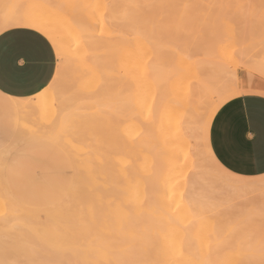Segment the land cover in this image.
Returning <instances> with one entry per match:
<instances>
[{"label":"bare ground","instance_id":"bare-ground-1","mask_svg":"<svg viewBox=\"0 0 264 264\" xmlns=\"http://www.w3.org/2000/svg\"><path fill=\"white\" fill-rule=\"evenodd\" d=\"M68 1H67V3H69ZM237 1L235 0V2H237ZM51 2L48 0H37V1L35 0L32 4V5H34V7L31 5V7L33 9L31 7H28L27 10L24 9L26 11L23 10V12H21V13H19L17 10H16V12H18V13H16L14 10H11V12L8 11L6 14H4L2 17H0V33L3 32L4 30L12 28V27H27V28L33 29V30L37 31L38 33H40L41 35H43L50 42L55 53L58 51L59 55L65 57V59L68 62V65L65 68L66 71L64 73L65 74V77H64L65 80L63 79V83H64V81H65V83H64V85L62 83V85L65 86V88L59 87V88H57V91H55V92H57V96L59 98L56 97L54 92H50V93L48 92V89L51 87L52 83L54 82V80L58 74V73H56V74L54 73L52 81L49 83V85H47L39 93H37L33 96H30V97H26V98H14L13 99L15 106H16V110H17V116H18L17 118L21 119L23 121V120H26L28 118L27 116H30L33 113V111H36V110L41 111L42 109L45 108V107L43 108V106H45V102L49 97L53 98L54 100L59 99L58 103H54V104H57V106H58V107L56 106L57 107L56 109H58L57 112L54 111L55 122L54 123L52 122L53 125H50L48 122H47L48 124H46V122H45V124L43 123L44 126L41 125L43 127V129H42V127L39 126L42 129L41 131L46 129L45 128L46 125L52 126V127H48L49 129L48 128L46 129V130H48V134L52 133L55 136V137L54 136L53 137L56 138L57 140H59L61 138L64 139L66 141V143H69L73 147V149H76V148L80 149L79 147L82 148V145L79 146V144L81 143L82 139L84 141L85 137H86L85 140L93 137L96 140V144H94L95 143L94 140L92 141V144H94V146L95 145L97 146V149H94L97 152H95L93 149L91 151H94V152H91L89 150V148H87V149L90 152L86 151L88 154L91 153V158L94 156V155H92L93 153L98 155L97 153L99 150H101V152H102V147L104 146V144H105L106 149H108V147L110 146L112 149L111 148H109V149L111 151L114 150V151H112L114 154L111 155L112 157H113V155L115 156V158L113 157L114 159L109 157L112 152H110L109 150L105 152V150H103V154L105 152L106 156L108 155V157L110 158V162L113 161L112 165L115 163L114 167L107 165L108 162L105 161V159L100 160L98 158L97 159L99 162H97V164H99V165L96 166L97 164L96 165L94 164V166L92 167V164H89V163H91V162L95 163V162H93V160H90L89 158L85 159V160H87L88 163L87 162L85 163V161H84V164L80 169V170H82L83 173L82 174L79 173L76 175L75 182L73 184L74 185L73 191H74V189L76 190L78 182H81V183L84 182V185L86 183H89V184L92 183L96 189H97V187L99 188V186H97V185H102L101 187H103L104 190L107 189V191H109L111 193L110 195L108 194L109 192L107 193L109 195V197L110 196L112 197V195H113L112 192L115 193L117 190L120 189L121 191H123L120 198L123 201H125L127 199L125 198V200H124L123 198H124V195L126 197V194L123 195V193L127 192V194L129 195V198H131L130 195H132V194H129L130 192H132V190H130V189H133L131 186H133V185L136 186V184H138L137 181L139 180L141 183L144 181H145V184L148 183L147 185L149 187L154 185V186H152L153 189H149L150 192H152V190H154L156 192V190L154 189L155 187L157 189L159 187L163 189V186H161V185H164L163 190L169 189V191L167 192L168 194L166 193L167 196L164 195V196H166V199H167V198H170V197H168L170 195L169 192L173 193V189L175 188L174 186L175 185L177 186V184L180 185L182 180H183V182L188 180L189 176L191 175L190 181L188 180L189 182H187V183H189L188 184L189 190H187V191H189L190 194L188 195L186 193L188 195V197H186L187 195L185 196L186 198H188V199L185 198L186 202H187L186 204L189 203L186 207L190 206L189 209L193 208V213L197 209L196 214H197L198 210L203 211L204 209H200L201 207H203V206H200L201 203H204L203 202L204 199L202 197L204 196L205 198H207L208 196H210L209 199H211V195H209V192L206 193V195L205 194H199L197 192V190H201L202 188L205 189L201 185H203V186L208 185L207 183H204V182L206 181L207 178H209L208 177L209 175L208 174L206 175V172H204L200 166L201 162L199 161V155H198V150H197L198 148H196V146L195 147L193 146V144L191 142V137H192V134H194L193 130H195L194 129L195 126H193V124L198 123V120L200 119V117H204L203 136L201 139H203V141H204V146H205V143H207V147H205V153H206L207 157L206 156L205 157L208 158L209 162L212 163L215 167H217L220 170H222V171L228 173L229 175L235 177V180L233 183H231L230 180L228 179L229 180V183H227L228 185L225 183H224L225 185L223 184L225 186V188H226V186L228 187V190L226 191V192H228L227 193L228 195L225 194L226 192L224 193V195L232 198L231 195L229 196V194H230L229 191H232L233 194L238 193V195H243V196H245V195L247 196L248 194L250 195V194H253V192H255L254 188H256L257 186H259V184H261L260 181L256 180L257 182H255V181L250 180V179L255 178V177H243L240 175H235V174L227 171L225 168H223L220 165V163L215 159L214 155L209 156L207 154L209 151H211V148L209 145V128H210V124H211L212 120L208 122L209 127L207 129V134H205V121L207 120V116L209 113H212V115L214 117L216 112H213L212 110H213V108L216 107V105L219 104L221 106L223 103H225L229 99L240 96L241 95V94H239L240 92H243L244 94H246V93H253L254 94L260 90V87H253L251 84L250 85H245V84L243 85V82H240L238 80L228 79L226 77L227 71L221 65H219L215 62H214L215 63L214 65H213V62H212V64L209 63V67H208V64H206L207 67H205L204 64H202V66L204 65V67H200V68L197 65L195 66V62L191 61V60L196 61L193 58V54H194L193 50H192V55H191V45L194 48H196V46H194V43L192 44L190 41H188L187 43H185V42L182 43L181 39H180L181 37H179L182 35V34L180 35V31H183V20L187 16V14L181 13V10L187 11V9L192 8L189 4L191 1L189 3L184 1L182 3L183 6L177 7L179 9L182 7L180 10L174 7L175 5H177L174 2V0H163V2H160V3L158 2V4L156 5V9H157L156 12L157 13L155 12L157 14V16L155 13L154 14L156 17L159 18V20L156 19V17H153L154 14L151 13L152 14L151 15V14H149L150 11L148 12L146 10V7L150 6L149 0H80V4H78L77 3L78 1H76L75 2V3H77L76 5L75 4L68 5L65 3L66 5H63V6L60 5V7L58 5L57 6L52 5ZM193 2L195 5V1H193ZM213 2L216 3V1H213ZM221 2H222V0H221ZM70 3H74L73 0ZM231 3H234V2H231ZM237 3H239V2H237ZM38 4H39V6H37ZM199 4H201V3H199ZM205 4H207V3H205ZM223 4L219 5V6H223ZM35 5L37 6L36 8H35ZM151 6H153V5H151ZM197 6L199 7V5H197ZM208 6H211V5H208ZM216 6H218V4ZM228 7L229 6H227V8ZM144 9H145V12H143ZM156 9H154V10H156ZM221 9H223V8H221ZM8 10H10V8ZM174 10H177V11L179 10L178 12H180V14L176 11L177 15H178V16H176V14H174L176 12H173ZM20 11H22V10H20ZM172 12L174 15L172 14ZM184 15H185V17H183ZM151 17H153L152 18L153 21H152ZM154 19L158 20L159 22L154 24L153 23L155 21ZM165 37H167V38H165ZM163 40H166V42H163ZM177 44H179V46ZM165 48L166 49L168 48L169 50L168 49L166 50ZM194 48H192V49H194ZM170 53H171V55H170ZM191 56H192V58H191ZM200 66H201V64H200ZM223 77L226 79H224ZM69 83H72V84H69ZM89 84H91V85H89ZM92 84L95 85V88H96L95 91L91 90L94 88V86H92ZM68 85H72V87L75 85V89H76L75 91L76 92L72 91L74 94L71 92V93H69V96H68V94L65 96V94H66L65 90H66V92H69V89H68L69 86ZM88 86H89V88L92 86L91 89L88 90ZM66 87H67V89H66ZM70 88H71V86H70ZM80 91H81V93H80ZM231 94H235V95H231ZM225 96H228L229 99L224 101L223 103H221V101L224 100ZM75 110H77L78 112ZM33 117H35V116H33ZM49 122H50V120H49ZM20 124L23 125V123H20ZM198 125H199V123L197 124V126ZM39 127L35 128V129L39 130ZM192 127H193V129H191ZM199 127H200V125H199ZM20 128H21V125H20ZM127 128H132L131 129L132 132H130L131 134L133 132L135 133L136 131L140 132V136H138L137 141H134V142H136V144L133 141H131V139L129 141L130 144H129V142H126L129 139H126L123 134L126 135L127 132H129L130 129L128 130ZM28 130H29V128H28ZM46 130H44L45 133H46ZM24 131H25V127H24ZM41 131H40V133H41ZM122 132H125V133L121 134ZM26 133H29V132H26ZM138 133H136V134H138ZM21 134H23V133L21 132ZM121 135H123V137ZM26 136H28V135H25L24 137H26ZM37 136H40V135H37ZM87 136H88V138H87ZM20 137H22V135H20ZM194 137H195V135L192 138H194ZM16 138H18V136ZM78 140H80V141H78ZM124 140H126L125 143L121 144ZM89 141H91V140H89ZM97 141L100 144L102 143L101 144L102 147L98 144ZM119 141H121V142H119ZM78 142H80V143H78ZM76 144H78V145H76ZM89 145H91V144H88L87 147H90ZM129 145L131 147H129ZM96 146L94 148H96ZM132 146H133V151L130 152L132 155L129 153V157L131 156V162H130V165L127 166L126 165V164H128V163H126L127 158L125 159L124 156L128 157V155L124 154V156H123V154H121V152L124 150L126 152H129V150L132 148ZM98 147H100L101 149H98ZM125 147H129V148H125ZM83 150H85V149H83ZM83 150L81 151V153L79 152V150H77L79 152L78 154L79 155L82 154L84 152ZM77 151H76V153H77ZM107 152L108 153L110 152V153L108 154ZM73 154H75V152ZM88 154L85 153V156H84V153H83V156L84 157H90V154L89 155ZM77 158L78 157H76V159ZM88 160H90L91 162ZM77 161H79V160H77ZM81 161L83 162V160H81ZM118 163L120 165L119 167L117 165ZM144 163L148 166V168L144 167L145 166ZM2 165H3V163H2ZM141 167H142V169H141ZM199 167H200V169H202V172L200 171ZM1 169H3V168H1ZM139 169H140V171H139ZM145 169L148 170V173H146L147 170H145ZM129 170H131V171H129ZM141 170H145V171L142 172ZM135 173H138L137 175H141V177L145 176L146 178L142 179L139 177V179L137 180V177H135V175H136ZM143 173H144V175H143ZM202 174L207 176V178L205 179L202 176ZM147 177H150V178H147ZM120 179L123 180V181H121L123 184H120L121 182L118 181ZM149 179H150V181H149ZM103 180H106L105 181L106 183H104ZM132 180H135V181L133 182ZM228 180H225V181L228 182ZM108 181H109V183H108ZM124 181H125V183L127 182L128 184H125ZM113 182H115V184ZM1 183L2 182H0V184ZM96 183H97V185H95ZM116 183L118 186L116 185ZM129 183H131V184H129ZM132 183H133V185H132ZM155 183H158V185ZM202 183H204V184H202ZM208 183H211V182H208ZM112 184L114 187L112 186ZM119 184L122 188L119 186ZM108 185L111 186V189L109 188L110 186L108 187ZM126 185L127 186L130 185V187H131L130 189L127 187V191L124 190V188H126ZM188 185H186V187ZM135 186H133V187L135 188ZM140 186H142V185H140ZM165 186H167V188ZM182 186H183V184H182ZM263 186H259L258 189L263 188ZM86 187H87V185H86ZM101 187H100V189L102 192ZM115 187L117 188V190ZM198 187H199V189H198ZM137 188H139V186ZM1 189H3V188H1ZM82 189H83L82 190L83 192H81V193H83L85 195L86 194V193H84L85 187H83ZM100 189H97L98 192L96 195H98V194L101 195L100 194L101 192H99ZM112 189L114 191H112ZM209 189H211V186L209 187ZM253 189H254V191H252ZM258 189L256 188L257 191H258ZM93 190L91 189V191H93ZM104 190H103L102 194L103 193L105 194ZM133 190L135 192L139 191L138 189L137 190L133 189ZM207 190H208V188H207ZM128 191H130V192H128ZM149 191H148V194L150 196L151 194ZM157 191H159L158 192L159 196L163 197L160 194V193H162V191H160V189H158ZM250 191L252 193H247ZM1 192H3V191H1ZM176 192H178V191H176ZM94 193L95 192H93V194ZM139 193H141V192H139ZM212 193L213 192H210V194H212ZM77 194H79V193H76V195ZM89 194H90V192H89ZM93 194H92V196L91 195L90 196L93 197L94 196ZM107 194H106V197H107ZM133 194H135V193H133ZM154 194L155 193H153V196L150 197L151 200H153L152 197H154ZM158 194H156V195H158ZM214 195H212L213 196L212 199L215 198ZM221 195L222 194H220V197H221ZM224 195L222 196L223 199H225ZM80 196H81V194H80ZM102 196L105 197V195H101V197ZM86 197H87V195H85L84 198H86ZM138 197H139V195H138ZM141 197H143V196H141ZM216 197H218L217 199L220 200V197L218 195H216ZM127 198H128V196H127ZM163 198L165 200V197H163ZM196 198H198L199 201ZM200 198H202V199H200ZM116 199H117V196H116ZM131 199L133 200L134 197H132ZM154 199H155V197H154ZM156 199H158V198H156ZM227 199L228 198L226 197L224 202L228 201ZM245 199L247 200V198H245ZM106 200H107V198H106ZM145 200H148V199H145ZM200 200H202V201H200ZM207 200L205 199V201H207ZM215 200H216V198H215ZM241 200H243V199H241ZM115 201L116 200H114V203L109 201V203H107V207L111 205L110 203H112L113 205H116ZM180 201H181V199L178 202H180ZM220 201H221V203L223 202V200H220ZM89 202H91V201H89ZM127 202H129V201L127 200ZM141 202H142V200H141ZM155 202H151V203H155ZM158 202H160V201H158ZM173 202H175V200ZM96 203H94V205H92V211L94 210V208H93L94 206L97 209V206L95 205ZM104 203H105V201H103V204ZM161 203H163V202H161ZM251 203H253V201H251ZM103 204L97 203V205L98 206L101 205V207L103 206ZM120 204H121V202H120ZM131 204L133 205V202L130 203V205ZM197 204H198L199 208L197 207ZM239 204H240V202H239ZM262 204H264V203H262ZM113 205L110 207L112 208ZM117 205H119V203H117ZM185 205H184V207H185ZM212 205H214V203ZM212 205H210V206H212ZM220 205L221 204L218 203L216 207H220ZM83 206H85V205H83ZM120 207L122 208V206H120ZM123 207H125L126 211L128 212V207H126L124 205H123ZM130 207H132V206H130ZM145 207H147V206H145ZM195 207H197V208L195 209ZM204 207H206V206H204ZM207 207L205 209L209 208V207L208 208ZM214 207H215V205L212 208H209V210H207V213H209L208 211H211L212 209H214ZM113 209H116V208H113ZM132 209H131V211H133ZM144 209H146V208H144ZM181 209L183 210V207H181ZM191 209L189 211H191ZM8 210H6V212ZM18 210H19V208H18ZM98 210L99 209H97V212L95 210V212L98 213L99 212ZM214 210H212V211H214ZM122 211L125 212V209H123ZM122 211H120V212L122 213ZM135 211H137V209ZM147 211H149V210H147ZM161 211H163V210H161ZM170 211H171V209H170ZM63 212H65V211H63ZM82 212H83V210H82ZM87 212L88 211L86 208V214H87ZM124 212H123V215L126 214V213L124 214ZM214 212H217V211H214ZM10 213H12V212H10ZM59 213L60 212H58V214ZM89 213H90V210H89ZM94 213H92L91 216L87 214L88 218L89 217L93 218L92 216ZM117 213H119V212H117ZM152 213H154V212H152ZM157 213L158 212H156V214ZM207 213L205 211V214H207ZM260 213H262V212H260ZM14 214H16V213L14 212ZM14 214H11V215H14ZM78 214H79L78 216L76 214L77 218L80 216V212H78ZM196 214H194V215L196 216ZM214 214H215L214 215L215 221H219V219H218L219 217L217 216V214L216 213H214ZM262 214H264V213H262ZM32 215H34V214H32ZM100 215L104 216L105 214L104 215L99 214V218L97 219V221H95L96 219L94 220V218H93V221H94V222H92L93 226L96 227L97 223H100V222L102 223L104 221V220H102L103 217H101ZM110 215H107V216L109 217ZM139 215L141 216L142 213H140ZM144 215L145 214L143 213V216ZM147 215H149V214H147ZM200 215L201 214H199V216ZM209 215H210V213H209ZM211 215H212V213H211ZM255 215H253V217ZM96 216H98V215H96ZM137 216L136 217L134 216L132 218L130 217V218L133 219V222H135V220H137V219L139 220V218L141 219V217H142L141 216V217L137 218ZM188 216H190V215H188ZM3 217H2V219L4 220ZM216 217H218L217 218L218 220L216 219ZM13 218L15 219L16 217H13ZM19 218H21L20 215H19ZM130 218H127V220L129 219L132 223V220ZM154 218H155V216H154ZM154 218L151 217V215H149V218L147 216L146 220L147 221L149 220V222L151 223V221H152L151 219H154ZM165 218H166V216H165ZM247 218L250 219L251 215L247 216ZM256 218H253L252 220H254ZM261 218H263V216ZM30 219L28 216L25 217V220L26 221L28 220V222H32L33 220H35V221L38 220V219H33V220H30ZM80 219H82V217L79 218V220ZM107 219H109V218H107ZM188 219H190V217ZM233 219H235V218H233ZM3 220L0 219V221H3ZM5 220L10 222L8 217ZM69 220L73 221L74 218L69 219ZM143 220H144V218H143ZM143 220H141V221H143ZM183 220H182L181 224H183ZM242 220H243V218H242ZM252 220H251V222H252ZM18 221L22 224V222L18 219L17 221L14 220V222H13L14 225L16 223H19ZM35 221L32 223H36ZM111 221H113V220H111ZM119 221H120V219H119ZM121 221H123V220H121ZM137 221L135 223H137ZM161 221L163 222L164 220L162 219ZM228 221H226V222H228ZM4 222H6V221H4ZM8 222H6L4 224V226H6L8 224ZM67 222H68V220H67ZM114 222L115 221H113L112 223H114ZM125 222H126V220H125ZM158 222H159V220H158ZM220 222H222V220H220ZM220 222H217V223H220ZM226 222H225V224H227V225L231 224V221H230V223L229 222L226 223ZM71 223L73 224V222H71ZM80 223L82 225V221ZM87 223H90V222L87 221ZM87 223H86V226H87ZM119 223H121V222H119ZM146 223H145V225H146ZM153 223H155L154 220H153ZM202 223H203V221H202ZM234 223H236V222H234ZM1 224H2V222H1ZM65 224H67V223L62 224V226H64ZM110 224L108 223V225H110ZM208 224H210V223H208ZM222 224H223V222H222ZM236 224H238V222ZM239 224L240 225L245 224L247 227L249 226V224H246V220H245V223L239 222ZM91 225H89V226H91ZM97 225H98L97 228H94V229H96V230L98 229V232L99 231L103 232L101 230L103 228L100 227V225L102 226V224H100V225L97 224ZM127 225L129 226V223H126V226L124 225V229H125V230L123 229L124 231H126V229L128 227ZM145 225H144V227H145ZM165 225H167V224L165 223ZM16 226L19 227V224H16ZM66 226L67 225H65L66 231H65L64 227H62L63 229L62 228L61 229L64 230V232H66V235H67V231H69L67 229L69 227L67 228ZM72 226L69 229L72 230ZM142 226H143V224H142ZM146 226H148V225H146ZM162 226L164 227L163 223H162ZM197 226H198V224H197ZM221 226H220V228H221ZM230 226L231 225H229V227ZM242 226H244V225H242ZM246 226H244V227L247 229ZM1 227L2 226H0V228ZM58 227H57V229H56V226L53 227L54 229H53L52 234L55 232L54 231L55 229H56V232L58 231V233H60L61 230L60 229L58 230ZM75 227H77V225ZM148 227H151V225H149ZM163 227L162 228L160 227V230L163 229ZM165 227L167 230V226H165ZM217 227L219 228V226H217ZM121 228H123V226ZM134 228L136 230L138 229V223H137V225L135 224ZM134 228H133V230L129 228V231L131 230L133 232L135 230ZM191 228L193 230V227H191ZM238 228H237V230H233L235 233L231 232V233H233L231 235L232 238L231 237L226 238V240L228 239L227 241L224 238H223L224 240H222L220 238L222 240V241L220 240V242L221 243L223 242L222 245H223L224 249L219 248V246L215 249H219V254H221V255L224 253L223 256H221V255L219 256V254L216 253L218 250L215 251L213 248L214 252H212V253L208 252V254L211 253V258H209L207 261H206V258L203 260H195V258H194L195 256L191 257L192 254L186 255V254H189L190 252L186 253V254L181 252L182 253L181 255H186V256H181L180 254H179L180 256L179 255L176 256L175 253H174L175 255H173V253H172L171 255H173V256L169 257L168 262L159 261L158 263H155V262L152 263L150 261L151 263H140L142 261H140L139 258L138 259L136 258V260L130 258V260L126 261V263H123V262L122 263L123 264H169V263L170 264H218V263L219 264H260L261 258L264 257V233L261 236L259 235L258 237H255V238L252 237V238H254V240L248 241L250 237L248 238L247 236H249L250 234L248 233L249 235L248 234L244 235V233H245L244 231L246 229L243 227L239 228V229H243V232H242L241 230L239 231ZM50 229L52 230L51 227H50ZM115 229H116V227H115ZM115 229H114V232L117 234V232H119V229H118V231H115ZM152 229H154V227H152ZM13 230L16 233L15 228H13ZM37 230H39V228ZM112 230H110V231L113 232ZM148 230H149V228H148ZM148 230L145 233H148L149 232ZM155 230L158 231V229H155ZM170 230H172V229H170ZM174 230H175V228H174ZM196 230L195 231L193 230V232H196ZM258 230H260V229H258ZM83 231L84 230L81 229L78 232H83ZM124 231H123V235H124ZM17 232L20 234L18 229H17ZM101 232H99V233H101ZM151 232H154V231H151ZM151 232H149V233H151ZM160 232H162V231H160ZM164 232L166 233V231H164ZM200 232L203 233L202 231H200ZM207 232H209V231H207ZM238 232L239 233L241 232V233L239 234ZM10 233H9V235H10ZM12 233H13V231H12ZM15 233H14V235H15ZM18 233H17V235H18ZM28 233H29V231H28ZM34 233H36V236L38 235L37 232H33V233L31 232V234H33V235H34ZM61 233H63V231H61ZM74 233L76 235V232H74ZM84 233H85V231H84ZM120 233H122V232H120ZM135 233H138V232H135ZM149 233H148V235H149ZM31 234L25 235V236H28V239L30 240L29 236H31ZM43 234H44V232H43ZM161 234H159V235H161ZM190 234L194 235V233H190ZM14 235H13V237H14ZM54 235H57V233H54ZM68 235H69V233H68ZM85 235L86 234L83 235L85 237V239L89 238L88 235H86V236ZM102 235H103V237H105L104 236L105 234H102ZM125 235H128V234H125ZM135 235H137V234H135ZM175 235H172V236H175ZM19 236H23V235L20 234V235L15 236V237H19ZM36 236H34V238H36ZM44 236H45V234H44ZM176 236L174 238H178V236L177 237ZM201 236H202V234H201ZM7 237H9V236L7 235ZM71 237L74 238L73 235ZM97 237H98V235H97ZM131 237L130 238L128 237V239L131 241L130 243L132 244L133 240ZM193 237L196 238V236H192L190 238H192L193 241L196 240ZM204 237H205V235H204ZM204 237L202 236V238H204ZM236 237H237V239H236ZM241 237H243V238H241ZM244 237H247V238L244 239ZM9 238H11V237H9ZM45 238L46 237H44V239ZM56 238L58 239L59 237L56 236ZM65 238H66V240L69 239V242L70 241L74 242L76 240V239L71 240L72 238L67 239V236H65ZM164 238H165V236H164ZM190 238H187V239H189V241L193 242L192 240H190ZM233 238H234V240H233ZM238 238H241V239L238 240ZM22 239H24V238H22ZM39 239H40V242H42L41 236ZM90 239H88V240L90 241ZM95 239H96V237H95ZM120 239L121 240H128L126 238L123 239L122 237ZM207 239H208V237H207ZM19 240H21V237L19 238ZM61 240H63V239H61ZM83 240H84V238H83ZM92 240H94V237L91 239V241ZM113 240L116 242L119 241L118 239H117L118 240L117 241V240L112 238L111 241H113ZM165 240H167V239H165ZM184 240H186V239H184ZM184 240L182 241L183 243H184ZM198 240H200V239H198ZM201 240H204V239H201ZM23 241L22 242L18 241V242L21 244V243H23ZM52 241H54V240H52ZM84 241H87V240H84ZM156 241H158V240L156 239ZM204 241L206 242V240H204ZM13 242H15V240ZM69 242H68V244H69ZM96 242H98V240ZM124 242L125 241H123L122 243H124ZM134 242H136V240ZM144 242H142L143 244L141 247H143V245L146 244ZM174 242L176 243V242H178V240L174 241ZM187 242H188V240H187ZM196 242L197 241H195V244L193 243L195 245V247L197 245ZM11 243H12V240H11ZM28 243L29 242L26 241V246ZM57 243L58 242L56 241V245L54 247L58 246ZM90 243H88V245ZM107 243H105V244H107ZM111 243H114V242H111ZM125 243L127 244L128 242L126 241ZM202 243L204 244V242H202ZM32 244H33V242H32ZM35 244H36V242H35ZM72 244L70 243V245H72ZM92 244L95 245L96 243H94V241H93V243H91V245ZM98 244H100V242L97 243L96 246H98ZM103 244L104 243H102L101 245H103ZM105 244H104V246H107V247H108V245L110 246V242L108 245H105ZM139 244H140V242H139ZM162 244H164L163 241H162ZM165 244L167 246V243H165ZM176 244H180V243H176ZM13 245L14 244H12V246ZM75 245L77 247V244H75ZM101 245H100V247H102ZM183 245L184 244H182V246ZM32 246H34L33 249H35L37 244H36V246L35 245H32ZM41 246L42 245H40V248H41ZM62 246L65 247L67 245H62ZM74 246L72 245V246H67V247L74 248ZM137 246H139V245H137ZM166 246H164L165 248L163 247L164 250L167 249ZM182 246H181V250L183 249ZM184 246L190 247L192 245L191 244L187 245L185 242ZM208 246H209V244H208ZM11 247H9V248H11ZM45 247H48V246L46 245ZM59 247H60V245H59ZM168 247H169V245H168ZM29 248L31 249L30 245H29ZM40 248L38 247L39 251H40ZM78 248H81V247H78ZM190 248H193V250H192V253H193V251H195L194 247H190ZM229 248H231L230 249L231 251L229 250ZM58 249L59 248H57V250ZM102 249H104V248H102ZM168 249H167V251H168ZM177 249L179 251V248H177ZM232 249H233V251H232ZM19 250L22 251L24 249H22V250L19 249ZM63 250H65V248ZM63 250L60 252L63 253ZM117 250H120V248ZM198 250H197V252H198ZM220 250L223 252L221 253ZM227 250L230 253L227 252ZM12 251H14V250H12ZM33 251L34 250H32V252ZM85 251H87V250H85ZM97 251L99 252L98 249H97ZM105 251H107V250H105ZM124 251L125 250H123V252ZM162 251L163 250H161V252ZM167 251H165V252H167ZM169 251H171V250L169 249ZM65 252H66V250H65ZM91 252H90V254H91ZM94 252H95V250H94ZM161 252L159 251L160 254H161ZM19 253L22 254L21 252H19ZM45 253H43L44 255L42 254L40 256L45 257V255H48ZM47 253H49V252H47ZM51 253H53V251ZM56 253H55V255H57ZM168 253H170V252H168ZM33 254H34V252H33ZM33 254L29 253V255H33ZM99 254H100V252H99ZM120 254L123 256L126 253L122 254V252H120ZM162 254H164V252ZM162 254H161V256H162ZM201 255H200V257H201ZM204 255H206L205 252L202 256H204ZM21 256H24V258L22 257V259L20 261H23V259L26 260L27 257L25 255H21ZM63 256L65 257V254ZM95 256H93V258ZM122 256H120V257L122 258ZM30 257H32V256H30ZM152 257H155V256H152ZM206 257H207V255H206ZM17 258H18V256H17ZM80 258L77 259V260H79V262L85 261L84 258H83V260L82 259L80 260ZM88 258H91V257H88ZM127 258L129 259V257H127ZM220 258L222 259L221 261H220ZM48 259H49V256L47 258V262H48ZM62 259H64V258H62ZM62 259L60 257V260H62ZM157 259L159 260V258H157ZM217 259H219V260H217ZM230 259H231V261H230ZM25 260H24V262H26ZM43 260H45V259L43 258ZM51 260L49 259V261H51ZM77 260H74V261H77ZM95 260H97V259H95ZM224 260H227L228 262L224 261ZM4 261H6V260H4ZM37 261H36V263H37ZM39 261L44 262V261H42V258ZM74 261H73V263H74ZM8 262L12 263L13 260L8 261ZM100 262H97V264ZM102 262H101V264H102ZM0 263H1V261H0ZM117 263H119V262H117ZM39 264H41V263H39ZM75 264H76V262H75ZM77 264H79V263H77ZM81 264H85V262L84 263L81 262Z\"/></svg>","mask_w":264,"mask_h":264},{"label":"rangeland","instance_id":"rangeland-1","mask_svg":"<svg viewBox=\"0 0 264 264\" xmlns=\"http://www.w3.org/2000/svg\"><path fill=\"white\" fill-rule=\"evenodd\" d=\"M34 1L35 0H0V17H2L8 11L11 12V10H14L15 12L17 10L19 13H21V12H23L24 9L27 10L28 7H31V5L33 4ZM48 1H50V2L52 1L51 2L52 5H54V6L58 5L59 7H60V5L63 6V5H66V4H68V5H73V4L76 5L77 3L80 4V0H73L74 3H70L72 0H69V1L67 0L69 3H67L66 0H48ZM76 1H78V2L75 3ZM184 1H186L187 3H189L191 1L189 4H190V6L192 8L189 7L190 9H187V11L186 10H184V11L181 10V13L187 14V16L186 17H185V15L183 16V17H185L184 20H183V31H180V35L181 34L182 35L179 36V37H181L180 39H181L182 43H184V42L187 43L188 41H190L192 44L194 43V46H196V48H194L191 45V55H192V50H193V53L195 54V55L193 54V58L196 60V61H194V60H191V61L195 62V66L197 65L200 68V67H204V65H205V67H207L206 64H208V67H209V63L212 64V62H213V65L215 63H217V64L221 65L227 71V73H226L227 76L226 77L228 79H230V80H238L240 82H243V85L244 84L245 85H250L251 84L253 87H260L261 83H262V77L260 75V72H261L262 69H264V0H261V1L260 0H247V1L246 0H240V1L236 0L239 3L235 2V0L234 1L233 0L232 1L231 0L230 1L227 0L228 2L226 0H222V2H221V0H211V1L210 0L209 1L208 0H190V1L189 0H174V2L177 4L174 7L177 8L178 6L179 7L183 6L182 3ZM193 1H195V5L196 6L194 5ZM213 1H216V3H214ZM158 2L159 3L163 2V0L162 1L161 0H149L150 6L146 7V10L148 12L150 11L149 14H151V13L154 14L157 11L156 5L158 4ZM198 2L201 3V4H199ZM231 2H234V3H231ZM205 3H207L208 5H211V6H208ZM221 3L222 4L224 3L226 6L224 4H223L224 7L223 6H219V5H222ZM217 4H218V6H216ZM151 5H153V6H151ZM197 5H199V7ZM32 6L34 7V5H32ZM37 6H39V4ZM37 6L35 5V8ZM227 6H229V7L227 8ZM220 7L223 8V9H221ZM9 8H10V10H8ZM154 9H156V10H154ZM177 9H179V8H177ZM20 10H22V11H20ZM26 10H24V11H26ZM176 11L177 10H174L173 12H176ZM18 12H16V13H18ZM143 12H145V9H144ZM173 12H172V14H173ZM177 12L174 13V14H176V16H178ZM178 13L180 14V12H178ZM155 14L153 15V17L157 16V14H156V16H155ZM153 17H151V19ZM156 19L159 20L158 17H156ZM156 19H154L156 21V22L155 21L153 22L154 24L159 22ZM152 21H153V19H152ZM165 38H167V37H165ZM163 42H166V40H163ZM177 45L179 46V44H177ZM192 48H194L195 50L192 49ZM170 55H171V53H170ZM191 58H192V56H191ZM200 64H201V66H200ZM202 64H204V65L202 66ZM67 65H68V62L65 59V57L59 55V60L57 61V59H56V68H55V74L56 73H58V74H57V77L55 78L54 82L52 83L51 87L48 89V92L49 93L50 92H54L57 98H59L57 96V92H55V91H57V88H59V87L60 88L61 87L65 88V86H63L64 83H65V81L63 83V79L65 77L64 73L66 71L65 68L67 67ZM57 66H58V71H57ZM240 66H243V68L241 69ZM224 79H226V78H224ZM62 83H63V85H62ZM69 84H72V83H69ZM89 85H91V84H89ZM68 86H69V88H68L69 92H66V90L64 89L65 93H66L65 96L67 94L69 96V93H71L72 91L76 90L75 89V85L73 86L74 88L72 87V85H68ZM70 86H71V88H70ZM92 86H94L93 89H91ZM92 86L90 88L88 86V90L91 89L92 91H95V89H96L95 85L92 84ZM66 89H67V87H66ZM80 93H81V91H80ZM6 100L7 99L4 96L0 95V105ZM58 101H59V99H55L54 100L53 98L49 97L46 100V102H45V106H43V108L45 107L44 109H42L41 111H37V110L33 111V113L30 116H27L28 118L26 120H23V121L21 119L17 118V116H16L14 111L10 115L8 113L3 112L0 109V169L3 168V169L0 170V182L3 183V184L1 183L2 185L0 184V213H1L0 214V219L3 220L2 217L4 216L3 217L4 220L0 221V226H2L0 228V258H1L0 259L1 263L0 264H9L10 262H8V261H12V260H13V262L10 263V264H15V262L20 261L22 259V257L24 258V256H21V255H25L28 258L27 259L25 257L26 260L23 259V261L25 260L26 262H28V264H33V262H35V264H39V263L47 264L48 256H49L50 260L52 259L53 261L55 260V261H58V262H63L62 264H75V262H76V264L77 263L81 264V262H83V263L85 262V264H88V263L89 264H97V262H100V261L101 262L103 261L102 264H116L117 262H119L117 264H123V263H126V261L130 260V258L134 259V260H136V258L137 259L139 258V260L142 261V262L139 261L140 263H151V262L152 263H154V262L158 263L159 261L168 262L169 261L168 260L169 257L173 256L175 254H176V256H178L179 254L181 255L182 253L186 254V253H189V252L190 253L186 254V255H191L192 254L191 257L195 256L194 257L195 260H203V259L206 258V261H207L209 258H211V253L214 252L213 248H214L215 251L218 250L216 252L217 254H219V249H215V248H217L219 246V248L224 249V247L222 245L223 242L222 243L220 242L221 239L222 240H224V239L226 240V238L231 237V235L233 233H235L233 230H237L238 227L239 228H241V227L245 228L244 226H246V225L242 224V225H244V226H242V225L239 224V222L240 223H245V220H246V224H249L248 227L246 226L247 229L246 228H245L246 230L244 229L245 230L244 231L245 232L244 235L248 234V233L250 234V235L248 234L249 236H247L248 238L250 237L248 241H250V240L252 241V240H254L255 237H258L259 235L260 236L263 235V233H264V214H262V213H264L263 212L264 211V204H262V203H264V186H263L264 185L263 184L264 183V174L261 175V176H257L255 178L250 179V180L255 181V182L260 181L261 184H259V186H263V188H259L260 190L258 189L259 186H257L256 188L258 189V191L256 190V188H254L255 192H253V194H250V195L248 194L247 196L245 195L246 197L243 196V195H238V193L237 194H233L232 191H229V193H230L229 196L231 195L232 198L226 196V195H228L227 194L228 192H226L228 190V187L226 186V188H225L224 185L229 183V180H230L231 183H233L234 180H235V177H233V176L229 175L228 173H226V172L220 170L219 168L215 167L212 163L209 162V159L206 158L207 156H206V153H205L204 141H203V139H201L202 136H203L204 117H200V119L198 120V123H199L200 127H199V125L197 126L198 123H194L193 124V126H195L194 127L195 130H193L194 134H192V137L195 135V137H194L195 139L191 137V142H192L193 146L194 147L196 146V148H198L197 150H198V155H199V161L201 162L200 166L203 169V171L206 172V175L207 174L209 175L208 176L209 178H207V176L204 175L205 173L202 174V176L205 179L207 178L206 181L205 182L203 181V182L207 183L208 185H206V186L205 185L204 186L201 185L205 189L202 188L201 190H197V192L199 194H205V195H206V193L209 192V195H211V199H209L210 196H208V197L206 196L207 198H205L203 196L202 198L204 199V201H203L204 203H201L200 206H203V207L204 206H206V207L208 206L209 208H212L215 205V207H214L215 210L214 209H212V210L217 211V212H214L212 210L208 211L210 213V215H209V213H207V210H209V208L207 207L208 209H205L206 207H204V208L201 207L200 209H204V210L203 211L198 210V212L196 214V210H197L196 208L198 207V204H197V207H195L196 210L194 211V213H193V208L192 209L190 208L191 211H192L191 212V211H189L190 210L189 209L190 206L186 207L189 204V203L186 204L187 203L186 199H188L186 197H188V195L190 194L189 191H187V190H189V185H188L189 183H187V182L190 181V179H191L190 176L191 175L188 178L189 181L186 180V181L183 182V180H182L180 185H178L176 183L177 186L175 185L174 189L176 191H178V192H176L173 189V193L169 192L170 195L168 197H170V198L166 199V196H167L166 193L169 191V189L163 190L164 189V185H161V186H163V189L158 186L159 187L158 189H160V191H162V193H160V194L163 197H165V200H164L163 197L159 196V194H158L159 191H157L158 189L156 187L154 188L156 190V192L154 190H152V192L154 191L153 193H155L154 194L155 199H154V197H152L153 200L150 199V197L153 196V193L150 192L149 189H153L152 186H154V185L149 187L147 185L148 183L145 184L144 180H143L144 182H142V183L138 180L139 177L142 178V179L146 178L145 176H143L144 173L142 175L143 177H141V175H137L138 173H135L136 174L135 177H137L138 184H136V186H135L132 183V185L135 186V188L133 186H131L133 189H135V190L138 189L139 191L135 192L133 189H130L131 188L130 185H128V186L126 185V188H124V190H126V191H127V187L130 190H132V192H130V191H128V192H130L129 194L133 195V196L130 195L131 198L134 197L133 200L131 198H129V195L127 194V192L123 193V195L126 194V197L124 195L123 199L125 200V198H126L129 202H127V200L123 201L120 198L123 191H121L119 188H118L119 190H117L116 187L115 188H116L117 191L115 190L116 191L115 193L112 192L113 193L112 197L111 196L109 197V195L111 193L109 191H107V189L104 190L103 187H101L102 185H97L98 182L95 185L99 186V188L96 186L97 189H100V187H101L102 188V192L104 190L105 194L104 193L102 194L101 189L99 190V192H101L100 193L101 195H105V197L104 196L101 197V195H99V194L96 195L98 190L95 188V186L92 183H90V184L86 183L84 185V182H82V183L78 182L76 190L74 189V191H73V187H74L73 184L75 182L76 175L79 174V173H81V174L83 173L82 170H80V169L83 166L84 161H85V163L87 162V160H85V159L89 158L90 160H93V162H95V163H92L90 160H88V161L91 162L89 164H92V167L94 166V164L96 165L97 162H99L98 159H100V160H104L105 159V161L108 162L107 165L114 167L115 163L112 165L113 161L110 162V158H113V157L115 158L114 155H113V157L111 156L112 154H114L112 152L114 150L111 151L109 149V148H111L110 146L109 147L107 146L108 149H106L104 143H103L104 146L102 147V145H101L102 143L100 144L97 141L98 144L102 147V152H101V150H99L98 153H97L98 155L93 153L92 154V155H94L92 157L93 159L91 158V153H89L90 157H84L85 153L88 154L86 151H89V150L91 151L92 149L93 150L97 149L96 145H95L96 148H94L95 147L94 144H96V140L93 137L89 138V139H86V140H85V138H86L85 137L84 138L85 142L83 141V139L82 140L80 139L81 143L80 142H78V143H80L79 146L82 145V148L79 147L80 149H77V148L73 149V147L69 143H66V141L64 139L61 138V139L57 140L56 138H54L55 136L52 133L48 134V130H46V129L48 127H52V126H47V125H46L47 127L45 126L46 129H44V130H46V133H45L44 130L41 131L43 129V127L41 125H43V123L45 124V122H46V124L49 123L50 125H53L52 122L53 123L55 122L54 111L57 112L58 109H56V108L58 106H57V104H54V103H58ZM75 111H77V110H75ZM33 116H35V117H33ZM48 119L50 120V122H49ZM19 122L23 123V125L20 124ZM20 125H21V128H20ZM23 126L25 127V131L29 132V133H26L24 131V127ZM39 126L42 127V129ZM37 127H39V130L41 131V133H40V131L38 129H37L38 131L35 129ZM28 128H29V130H28ZM127 129L128 130L130 129L129 132H127L128 131ZM127 129H126L127 130L126 131L127 132L126 135L123 134L125 132H122L121 134H123L124 137L126 139H129V140L128 141L124 140L121 144L125 143V141L129 142L130 139L133 142L137 141L138 136H140V132L139 131H138L139 132L138 133L135 130L136 132L135 133L133 132L134 134L133 133L131 134L130 132H132L131 131L132 128H127ZM191 129H193V127ZM20 131L23 134H21ZM6 132H7V135H5ZM136 133H138V134H136ZM19 134L22 135V137H20ZM36 134L40 135V136H37ZM25 135H28V136L24 137ZM123 135H121V136L123 137ZM17 136H18L19 139L16 138ZM87 138H88V136H87ZM80 140H78V141H80ZM89 140H91V141H89ZM93 140L95 142L94 144H92ZM119 142H121V141H119ZM134 143L136 144V142H134ZM86 144L87 145L91 144V145H89L90 147H87ZM129 144H130V142H129ZM76 145H78V144H76ZM129 147H131V146L129 145ZM129 147H125V148H129ZM87 148H89V150ZM83 149H85V150H83ZM98 149H101V148L98 147ZM77 150H79L80 153L83 150L84 151L83 152L84 156H83V153L79 155L78 154L79 152ZM103 150H105V152L108 151V150L110 152H112L110 154V156H109L110 158L108 157V155L106 156L105 152L103 154ZM76 151H77V153H76ZM94 151H91V152H94ZM132 151H133V146L129 150V152H126L125 150L121 152V154H123V156H124V154L128 155V157L124 156L125 159L127 158L129 160L128 161L126 159V163H128V164H126L127 166L130 165L131 156L129 157V153L132 152ZM74 152H75V154H73ZM95 152H97V151H95ZM76 157H78V158L76 159ZM77 160H79V161H77ZM81 160H83V162ZM2 163H3V165H2ZM98 165L99 164H97L96 166H98ZM117 165H118V167L120 166L119 163ZM144 165H143L144 167L148 168V166L145 163H144ZM141 169H142V167H141ZM199 169H200V167H199ZM202 169H200L201 172H202ZM145 170H147V169H145ZM145 170H141V171L144 172ZM129 171H131V170H129ZM139 171H140V169H139ZM146 173H148V170H147ZM147 178H150V177H147ZM225 180H228V182L225 181ZM105 181L106 180H103L104 183H106ZM118 181L121 182L123 180L120 179ZM132 181L134 182L135 180H132ZM149 181H150V179H149ZM207 181L211 182V183H208ZM108 183H109V181H108ZM113 183L115 184V182H113ZM117 183H116V185H117ZM124 183H125V181H124ZM204 183H202V184H204ZM120 184H123V183L121 182ZM120 184H119V186H120ZM125 184H128V183L126 182ZM129 184H131V183H129ZM155 184L158 185V183H155ZM182 184H183V186H182ZM86 185H87V187H86ZM140 185H142V186H140ZM186 185H188V186L186 187ZM209 185L211 186V189H209V187H210ZM109 186L110 185H108V187ZM112 186H113V184H112ZM138 186H139V188H137ZM83 187H85V189H84L85 192L84 193H86L85 195H87L88 198L87 197L84 198L85 195L83 193H81V192H83L82 191ZM165 187L167 188V186H165ZM206 187L208 188V190H207ZM1 188H3L4 190L1 189ZM109 188L111 189V186ZM91 189L92 190L94 189V190L91 191ZM198 189H199V187H198ZM254 189L252 191H254ZM147 190L150 192V194H151L150 196H149ZM1 191H3V192H1ZM112 191H114V190L112 189ZM89 192H90V194H89ZM93 192H95V193L93 194ZM139 192H141L142 194L139 193ZM210 192H213V193L210 194ZM76 193H79V194L76 195ZM133 193H135V194H133ZM224 193L226 195H224ZM247 193H252V192L250 191V192H247ZM80 194H81V196H80ZM92 194L94 195L93 197H91ZM106 194H107V197H106ZM114 194L117 196V199H116V196ZM156 194H158V195H156ZM220 194H222L221 197H220ZM138 195H139V197H138ZM164 195H166V196H164ZM212 195L215 196L216 200H215V198H213L215 201L212 199V197H213ZM216 195H218L220 197V200H223L222 203H221V201L219 199H217L218 197H216ZM223 195H224L225 199H226V197L228 198L227 199L228 201L224 202L225 199H223V197H222ZM127 196H128V198H127ZM141 196H143V197H141ZM106 198H107V200H106ZM156 198H158V199L160 198V199L158 200ZM202 198H200V199H202ZM245 198H247L248 201ZM145 199H148V200H145ZM180 199H181V201L178 202ZM196 199L198 200V198H196ZM205 199L206 200L208 199L209 201L208 200L205 201ZM241 199H243V200H241ZM114 200H116L115 201L116 205H113L112 203H110L111 204L110 206L113 205V207L112 208L110 206L107 207V203H109V201L114 203ZM141 200H142V202H141ZM157 200L160 201V202H158ZM174 200H175L176 203L173 202ZM89 201H91L92 203L89 202ZM103 201H105L104 204H103ZM200 201H202V200H200ZM251 201H253V203H251ZM84 202L85 203L87 202V203L85 204ZM96 202L98 204H103V206L102 207H101V205L98 206ZM120 202H121V204H120ZM132 202H133V205L132 204L130 205V203H132ZM151 202H155V203H151ZM161 202H163V203H161ZM215 202L217 204L218 203L221 204L220 207H216L217 204ZM239 202H240V204H239ZM94 203H96L95 205L97 206V209H99L98 213H96L97 209H96L95 206L93 207L94 210L92 211V205H94ZM117 203H119V205H117ZM213 203H214V205H212ZM83 205H85V206H83ZM123 205L128 207V212L129 213L126 211V208L123 207ZM184 205H185V207H184ZM210 205H212V206H210ZM120 206H122V208ZM130 206H132V207H130ZM145 206H147V207H145ZM85 207L87 208V211H88L87 214L90 215V216L96 210V212L92 216L94 218V220L96 219L95 221H97V219L99 218V214H103V215L105 214L106 215V216L105 215L104 216L100 215L101 217H103V219L101 217L100 218L102 220H104V221L102 223L101 222L97 223L99 225L102 224V226L100 225V227L103 228V229H101V228L100 229L103 232L99 231V232H101V233H99L98 229L97 230L94 229V228H97L98 225L96 224V227L93 226V223H92V222H94L93 218H90V217L88 218V215L86 214V208ZM181 207H183V210L181 209ZM18 208H19V210H18ZM113 208H116V209H113ZM144 208H146V209H144ZM123 209H125V212L122 211ZM131 209L133 211H131ZM136 209H137V211H135ZM170 209H171L172 212L170 211ZM6 210H8V211L6 212ZM82 210H83V212H82ZM89 210H90V213H89ZM147 210H149V211H147ZM161 210H163V211H161ZM13 211L16 214H14ZM63 211H65V212H63ZM120 211H122V213ZM155 211L158 212V213L156 214ZM205 211H206L207 214H205ZM227 211L228 212L230 211V212L228 213ZM10 212H12V213H10ZM58 212H60V213L58 214ZM78 212H80V216L77 218L76 214L78 216L79 215ZM117 212H119V213H117ZM123 212H124V214L125 213L126 214L123 215ZM152 212H154V213H152ZM260 212H262V213H260ZM140 213H142V215H141L142 217L139 215ZM143 213L146 215V216L144 215L145 217L143 216ZM211 213H212L213 216L211 215ZM214 213H216L217 216L219 217V218L216 217V219L218 218L219 221H215V219H214V215L215 214ZM11 214H14V215H11ZM32 214H34L36 217L34 215H32ZM147 214L151 215V217H153V218L155 216L154 219H151L152 221L150 220L151 223L149 222V220L148 221L146 220L147 216L149 218V215H147ZM174 214L175 215L177 214V215L175 216ZM194 214H196V216ZM199 214H201V215L199 216ZM19 215L21 216V218H19ZM96 215H98V216H96ZM107 215H110V216L108 217ZM188 215H190V216H188ZM250 215H251V218L248 219L247 216H250ZM253 215H255V216L253 217ZM261 215L263 216V218H261L262 217ZM6 216L9 218L10 222L5 220L7 218ZM27 216L29 217V219L31 218L30 220H33V219H38V220H36V221L33 220L32 221V222L35 221L36 223L28 222V220L27 221L25 220V217H27ZM134 216L135 217L137 216V218L141 217V219L140 218H139V220L137 219L139 222L137 220H135V222L137 221V223H138V229L137 230L134 228L135 224L137 225V223L133 222V219H131ZM165 216H166L167 219L165 218ZM13 217H16V218L14 219ZM81 217H82V219H80V220L82 221V225L80 223L81 221L79 220V218H81ZM177 217L178 218L180 217V218L178 219ZM189 217H190L191 220L188 219ZM232 217L235 218V219H233ZM73 218H74L73 221L69 220V219H73ZM107 218H109V219H107ZM127 218H130L132 220V223H131V221L129 219L127 220ZM143 218H144L145 221L143 220ZM242 218H243L244 221L242 220ZM253 218H256V219L252 220ZM16 219L17 220L19 219L22 222V224L19 221H18L19 223H16V224H19V227H17L16 224L14 225V223H13L14 220L17 221ZM119 219H120V221H119ZM162 219L164 220L163 222L161 221ZM67 220H68V222H67ZM111 220H113L115 222L117 221V222L116 223L115 222L112 223L113 221H111ZM121 220H123V221H121ZM125 220H126V222H125ZM141 220H143V221H141ZM153 220L155 221V223H153ZM158 220H159V222H158ZM182 220H183V224L185 226L183 224H181ZM220 220H222L224 225L222 224V222H220ZM251 220H252V222H251ZM4 221L8 222V224L6 226H4V224L6 223ZM87 221L90 222V223H87ZM202 221H203V223H202ZM224 221L225 222L228 221L229 223L231 221V224L227 225V224H225ZM1 222H2V224H1ZM63 222L67 223V224H65V225H67L66 226L67 228L68 227L71 228V226L73 225L72 226V230L69 229V228L67 229V230H69V231H67V235H66V232H64V230H62L63 229L62 227H64V229H65V225L62 226V224H64ZM71 222H73V224ZM119 222H121V223H119ZM217 222H220V223H217ZM228 222H226V223H228ZM234 222H236V223L238 222V224H236ZM86 223H87V226H86ZM108 223L109 224L111 223L112 225L111 224L108 225ZM126 223H129V226L128 225L127 226L130 229L133 230V228H134L135 230L133 232L131 230L129 231V228L127 227L126 231H124L125 230L124 229V225L126 226ZM145 223L148 226L151 225V227L146 226ZM162 223H163L164 227L162 226ZM165 223L167 225H165ZM196 223L198 224V226H197ZM208 223H210L211 225L208 224ZM88 224L89 225L92 224V225L89 226ZM142 224H143V226H142ZM51 225L53 227L56 226V229L59 226L60 228L58 227V230L60 229L61 231H63V233H61V231H60V233H58V231L56 232V229H55L54 233H57V235H54V233L52 234L54 228ZM76 225H77V227H75ZM144 225H145V227H144ZM229 225H231V226L229 227ZM122 226H123V228H121ZM165 226H167V230H166ZM217 226H219V228ZM220 226H221V228H220ZM50 227L52 228V230L50 229ZM115 227H116V229H115ZM152 227H154V229H152ZM160 227L161 228L163 227V229L160 230ZM191 227H193L194 231L197 229L196 232H193ZM13 228H15L16 233L14 232ZM38 228H39V230H37ZM148 228H149V230H148ZM174 228H175V230H174ZM239 228H238V230L239 231L241 230L243 232V229H239ZM17 229L20 232V234L23 235V236L15 237V236L20 235L17 232ZM81 229L84 230L85 233H84V231L83 232H78ZM114 229H115V231H118V229H119V232H117V234H116L114 232ZM155 229H158V231L155 230ZM170 229H172L173 231L170 230ZM258 229H260V230H258ZM110 230H112L114 233L111 232ZM147 230L149 232L154 231V232H151L153 235L151 233H149V232L148 233H149L150 236L148 235V233H145V232H147ZM163 230L166 231V233ZM12 231H13V233H12ZM28 231H29V233H28ZM65 231H66V229H65ZM123 231H124V235H123ZM160 231H162V232H160ZM200 231H202L203 233H201ZM207 231H209V232H207ZM31 232L32 233L33 232H37L38 235L36 236V233H34V235H33V234H31ZM43 232H44L45 236H44ZM74 232H76L77 236L75 235ZM120 232H122V233H120ZM135 232H138V233H135ZM231 232H233V233H231ZM9 233H10V235H9ZM14 233H15V235H14ZM17 233H18V235H17ZM68 233H69V235H68ZM83 233L88 235L89 238L86 237L87 239H85V237L83 236L84 235ZM190 233H194V235L190 234ZM30 234H31V236H29L30 237V240H29L28 236H25V235H30ZM102 234H105L104 235L105 237H103ZM125 234H128V235H125ZM135 234H137V235H135ZM159 234H161V235H159ZM175 234L178 236L179 239L178 238H174L176 236ZM201 234H202L203 237L205 235V237L202 238ZM7 235L9 237H11V238L7 237ZM13 235H14V237H13ZM72 235H73L74 238L71 237ZM97 235H98V237H97ZM172 235H175V236H172ZM191 235L192 236H196V238L193 237L196 240L193 241L192 238H190V237H192ZM34 236H36V238H34ZM40 236H41V241L42 242H40V239H39ZM56 236H58L59 238L57 239ZM65 236H67V239L68 238H72L71 240H74V239H76V240L74 242H72V241L69 242V239L66 240ZM164 236H165V238H164ZM20 237H21V240H19ZM44 237H46V238L44 239ZM93 237H94V240L91 241V239ZM95 237H96V239L98 238L97 239L98 242H96L97 240L95 239ZM121 237L123 239H125V238L128 239V237L129 238L131 237L132 240H133L132 244L130 243L131 241L129 239H128L129 241L128 240H121L120 239ZM207 237H208V239H207ZM247 237H244V239L247 238ZM252 237H254V238H252ZM22 238H24L25 240L22 239ZM83 238H84V240H87V241H84ZM112 238L115 239V240L118 239L119 241L118 240H117L118 242H116L114 240L111 241ZM183 238L186 239V240H184ZM187 238H190V240H192L193 242L189 241V239H187ZM241 238H243V237H241ZM241 238H238V240L241 239ZM10 239L12 240V243H11ZM61 239H63L64 241L61 240ZM88 239H90V241ZM156 239L158 241H156ZM165 239H167V240H165ZM182 239L184 240V243L182 242L183 241ZM198 239H200V240H198ZM201 239L206 240L207 243L204 240H201ZM236 239H237V237H236ZM14 240H15L16 243L13 242ZM52 240H54V241H52ZM135 240H136V242H134ZM161 240L163 241L164 244L167 243V246H166V244L165 245L162 244ZM177 240H178V242H176V243H180V244H176L174 242V241H177ZM187 240H188V242H187ZM233 240H234V238H233ZM18 241L19 242L23 241V243L20 244ZM26 241L29 242L28 244L31 246V249L29 248L28 244H27L28 247L26 246ZM56 241L58 242L57 243L58 246H56L57 248H59L58 250H57L56 247H54L56 245ZM93 241L96 244L100 242V244H98V246H96V244L95 245H93V244L91 245V243H93ZM121 241L122 242L123 241H125V242L127 241L128 243L127 244L125 242L122 243ZM195 241H197L196 242V244H197L196 247L194 245ZM201 241L204 242V244ZM32 242H33V244H32ZM35 242H36L37 246H36ZM68 242H69V244H68ZM109 242H110V246L108 245ZM111 242H114V243H111ZM139 242H140V244H139ZM142 242L146 243V244L143 245V247H141L142 244H143ZM185 242H186L187 245L191 244L192 246H190V247H194L195 251H193V253H192L193 248H190L189 246H184ZM70 243L71 244L73 243L72 244L73 246L75 244H77V247H76V245L74 246V248L67 247V246H72V245H70ZM88 243H90V244L88 245ZM102 243H104V244L107 243L105 245H108V247L104 246V244L101 245ZM214 243L215 244L217 243V244L215 245ZM12 244H14V245L12 246ZM182 244H184V245L182 246ZM208 244H209V246H208ZM32 245L36 246L35 249H33L34 246H32ZM40 245H42L41 248H40ZM46 245L48 247H45ZM59 245H60V247H59ZM62 245H67V246L63 247ZM100 245L102 247H100ZM137 245H139V246H137ZM163 245L166 246L167 249L169 248L171 251H169V249H168V251H167V249L164 250L165 247ZM168 245H169V247H168ZM94 246L99 250L100 254H99V252L97 251V249ZM181 246L183 247L182 250H181ZM9 247H11V248H9ZM38 247L40 248V251H39ZM78 247H81V248H78ZM64 248H65L66 252H65V250H63ZM102 248H104V249H102ZM119 248H120V250H117ZM177 248H179V251H178ZM19 249H21V250L24 249L25 251L24 250L20 251ZM122 249L125 250V251L123 252ZM196 249L197 250L199 249L198 250L199 253L197 252ZM230 249L231 248H229V250ZM12 250H14V251H12ZM32 250H34L33 251L34 254H33ZM62 250H63V253L65 252L64 253L65 257L63 256L64 254L62 252H60ZM85 250H87V251H85ZM94 250H95V252H94ZM105 250H107V251H105ZM161 250H163V251L161 252ZM52 251H53L54 254L51 253ZM159 251L161 252V254L164 252V254H162V256H161ZM165 251H167V252H165ZM232 251H233V249H232ZM19 252H21L22 254H20ZM47 252H49V253H47ZM90 252H91V254H90ZM120 252H122V254L126 253L127 255L124 254L122 256L120 254ZM168 252H170V253H168ZM204 252L207 255V257H206V255H204L205 257L202 256L204 254ZM208 252H211V253L208 254ZM222 252L223 251H221V253ZM227 252H229V251L227 250ZM29 253L33 254L35 257L33 255H29ZM43 253L48 254V255H45V257H41L40 255H42ZM55 253L57 255H55ZM172 253H173V255H171ZM199 254L200 255L202 254L201 257H200ZM223 254L222 255L219 254V256L220 255L223 256ZM125 255L127 257H129V259ZM186 255H181V256H186ZM17 256H18V258H17ZM30 256H32L34 259L32 257H30ZM93 256H95V257L93 258ZM120 256H122V258ZM152 256H155V257H152ZM60 257H61V259L62 258H64V259L60 260ZM88 257H91V258H88ZM156 257L159 258V260ZM41 258H42V261H44V262L39 261ZM43 258L45 260H43ZM79 258H80V260L81 259L83 260V258H84L85 261H80L79 262V260H77ZM221 258H220V261L222 260ZM49 259H48V262H49ZM95 259H97V260H95ZM4 260H6L7 262L4 261ZM74 260H77V261H74ZM217 260H219V259H217ZM36 261H37V263H36ZM73 261H74V263H73ZM224 261H227V260H224ZM230 261H231V259H230ZM101 262L98 263V264H101Z\"/></svg>","mask_w":264,"mask_h":264},{"label":"crops","instance_id":"crops-1","mask_svg":"<svg viewBox=\"0 0 264 264\" xmlns=\"http://www.w3.org/2000/svg\"><path fill=\"white\" fill-rule=\"evenodd\" d=\"M0 38V109L17 116L14 98H26L51 82L56 68L50 42L27 27L4 30ZM264 98L246 93L223 103L209 128V145L227 171L243 177L264 174ZM250 114L256 117L252 120ZM18 117V116H17Z\"/></svg>","mask_w":264,"mask_h":264},{"label":"snow or ice","instance_id":"snow-or-ice-1","mask_svg":"<svg viewBox=\"0 0 264 264\" xmlns=\"http://www.w3.org/2000/svg\"><path fill=\"white\" fill-rule=\"evenodd\" d=\"M3 35H4L3 33H0V38H2ZM55 56H56V59L58 61L59 60V52L58 51L55 53ZM240 67H241V69L243 68V66H240ZM57 71H58V66H57ZM260 75L262 77V83H261V86H260V90L258 92H256V93H254V95H258L261 98H264V69L261 70ZM239 94L243 95L244 93L243 92H240ZM231 95H235V94H231ZM228 99H229V97L228 96H225L224 97V100H222L221 103H223L224 101H226ZM219 107H220L219 104L216 105V107L213 108L212 111L213 112H216ZM250 117H251L252 120H255L256 119V117L254 115H252V114H250ZM212 119H214V117H213L212 113H209L208 116H207V120L205 121V134H207V129L209 127V123L208 122L211 121ZM259 119L262 122H264V113H261L260 114ZM5 135H7V132L5 133ZM205 147H207V143H205ZM207 154L209 156L214 155V153H212L211 151H209ZM15 264H28V262L18 261V262H15ZM33 264H35V262H33ZM47 264H62V262L49 261V262H47ZM260 264H264V257L261 258Z\"/></svg>","mask_w":264,"mask_h":264}]
</instances>
